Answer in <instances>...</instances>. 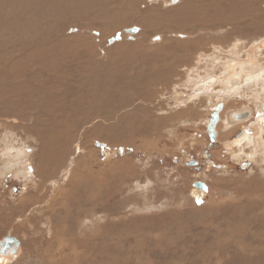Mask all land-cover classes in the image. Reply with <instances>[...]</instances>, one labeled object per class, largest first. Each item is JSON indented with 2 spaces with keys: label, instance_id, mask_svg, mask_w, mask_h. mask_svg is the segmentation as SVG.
I'll list each match as a JSON object with an SVG mask.
<instances>
[{
  "label": "rangeland",
  "instance_id": "rangeland-1",
  "mask_svg": "<svg viewBox=\"0 0 264 264\" xmlns=\"http://www.w3.org/2000/svg\"><path fill=\"white\" fill-rule=\"evenodd\" d=\"M183 1L174 5L171 3L164 4L161 0H136V5L132 7L131 11L137 14L138 18L125 22L117 21L113 25L112 30L108 32H104L98 25L89 23L81 24L76 21H66L62 26L58 24L55 27L57 30L54 28L51 32L55 38L63 40L64 46L61 49L67 52L66 54L64 51L63 53L58 52L59 56L56 55V58L60 61L59 66L58 64H53L36 67L35 64L29 62L27 66H30V71L28 70L27 76L32 81L31 87H28L26 81L22 80V76L17 72V64L11 65L10 59L16 56L15 60L18 59V62H20L21 58L18 55L24 54L29 56L28 58H31V55H34L33 51L29 49L20 51L18 48H14L12 44L8 43L7 36L3 30L1 31L0 62L10 64L3 68L1 66L2 63H0V104L2 105L0 107V239L10 234L16 236L20 244L17 250L9 256L0 254V256H6L5 258L0 257V264H112V262L113 264H246L247 261V264H254L251 262L255 261V257L253 259L252 257H245L238 260L236 258L238 249L236 250V248L230 247V245L225 246V243L217 241L215 238L229 236V230L228 232L226 231L228 229L226 228V222H228V225L235 223L240 212L237 211L241 208L246 209L251 218L252 223L251 221L247 223L248 226L251 225L247 232L250 233L251 228L254 226L252 229L256 233L255 244H257L259 237H264L262 235L264 228L260 229L259 225L264 224V220L263 222L260 221L262 218L259 217H256L259 219L255 220L257 214H264L261 211L256 212L258 209L255 210V203H260L264 206V187L262 186L264 185V120L262 122L259 121L257 114H253L249 118L247 116L244 118L238 116L239 119L235 120H242L243 122L236 121L241 123L233 126L229 124L230 122L227 123L228 121L221 120L219 125H217L219 132H217L218 134L215 137V145L210 147L211 163L214 162V164L211 166L207 162L206 166L202 165L201 169L195 172L196 164H191L185 156L200 160L201 157L203 158L202 155H205L204 148L209 145L207 129L205 127V123L208 120L194 121L190 114L186 117V120L183 118L184 113H187L189 109L186 106L190 105L188 102H185L187 101V96L185 101L178 102L171 106V108H167L168 106L166 105H164L165 107L161 106L162 109L158 105H155V100L159 103L157 99L153 100L151 97H139L135 99L139 100V102L144 101L142 104L147 109L144 118L152 119V117H156L157 115L162 117L160 112L164 111L165 108L166 112L163 114V120L159 121L158 124L154 123L152 127L146 128L147 130L134 133L136 137L133 142L115 141L104 133L107 130L102 134L92 132V125L101 124L107 126L111 124L109 120L108 122L101 115L91 116L87 120L83 119L77 122L74 121V113H71L72 109L70 107H68L69 116L65 115L69 119L65 118L64 120V115L59 113L67 108L66 103H70V98L62 91L65 89L63 88L65 85L61 87L56 77L53 79L54 74L59 75L58 77L63 76V78L74 79L76 76H79L74 71L90 72L91 68L96 66L95 71L98 69L96 72L103 73L104 78L111 73L110 71L114 70V68L111 70V65L114 64L112 61L117 62V56L121 57L123 49H120V46H118L119 48L117 47L120 49V52L117 51L116 55L113 52L116 50L115 46L118 43L135 45L136 42H139L138 45L145 44L143 46L150 49L167 41V39L170 41H187L189 37L194 35L213 33L215 38H218L219 35H224L221 37L224 38L225 34H229V44L234 49V45H239L237 43H240L242 39H248V36L253 37L252 34H255V53L262 50L260 47L264 45V28H261V24L264 23V0H255L254 6L253 4L250 5L251 8L249 6L243 8V6L238 4L240 8H237L231 2H228L229 8L221 7L216 3L211 4L213 1L218 2V0H212L209 1L210 8L204 9L197 5L191 8L192 12H195L194 14H199V17H202L201 19H193L194 22L187 23L183 27L166 24L169 21L168 18L171 16V11H174L173 9L180 7L179 11L181 13L186 11V8L182 7V5L180 6ZM4 4L6 6L7 4L12 7L15 6L10 1L3 2ZM112 4L109 3L108 7L112 8L115 6H112ZM146 9L155 10V18L152 17L150 19L152 23L162 21L164 25L161 24L162 26L160 25L156 29L152 28L153 30L147 28L143 19L139 17V15L147 11ZM164 10H166V14ZM239 10L244 15L247 14V19L254 16L251 18L252 23L243 20L245 25H234L236 22L239 23L234 17L240 15L233 13ZM97 12L102 16L100 10L97 9L95 13ZM257 17L259 18L257 19ZM134 24L138 26V30L135 32L126 30L128 27L135 26L137 28ZM125 25L128 26L126 27ZM243 27L244 29H241ZM247 28L248 32H246ZM118 32L119 34H117ZM15 34L17 33H14V36ZM116 35H119V37H116ZM207 39L209 40V37ZM64 41L68 42L65 43ZM88 44L91 45L89 46ZM58 50L60 49L58 48ZM230 51V54L235 52L234 50ZM94 52L95 55L93 56L92 53ZM114 55L116 56L115 58ZM142 55H138L139 58L140 56L145 58L146 54ZM176 58L179 59L178 56ZM61 62L64 63L62 64ZM138 62L140 63L141 60L135 63ZM181 64L180 68L177 67V69H179V72L182 71V73H178L180 76L177 74L176 78H174V83L168 86V96L171 97L170 102L177 98L176 94L173 96V91L176 89L174 87L178 77L184 78L188 75L187 63ZM18 65L21 66V64ZM132 65L128 66V68L126 65V69L132 68ZM67 71L69 74H66ZM147 71L148 69L146 68L143 70L144 75H149ZM40 72L45 73L44 79H50L47 82L48 85L45 84L43 86L48 88L46 86L50 85V89L51 87L55 88V96L51 99L47 98L48 101L45 97L47 93L43 94V90L34 87L36 83L44 80L41 77H35V74L38 75ZM51 74L53 77L50 76ZM79 77L81 79L79 80L80 84H84L87 81L84 76L82 78L81 76ZM14 78L16 79L12 81ZM52 82L53 84H51ZM182 82L186 86L189 84L188 81H186L188 84L185 81ZM8 83H12V86L9 85L7 87ZM17 83H19V86ZM10 86H14L15 88L13 87L12 90ZM152 87L156 92L160 86L158 87V84L154 83ZM1 88L6 89L2 90ZM124 88L130 93V90L127 89V84L124 85ZM15 90H25V96L27 97H24L26 99L16 98L17 92ZM6 91H9L10 94ZM27 93L29 94L26 95ZM181 94L183 95L182 91ZM172 97L175 98L172 99ZM24 100L25 102H23ZM45 102L47 103L46 105ZM55 102L57 103L55 104ZM54 104L56 105V109L53 107ZM127 105V107H130V103H127ZM181 105L183 107L179 108ZM49 106L51 108H46ZM127 107L124 104L118 110L123 113ZM17 108H20V110ZM35 109L41 112L38 113ZM179 109H182L183 114L181 116L177 115L176 121L168 119V112L170 110L178 111ZM245 109L247 110V108ZM25 110H28V112ZM237 112L238 114L239 112L242 113L241 110H237ZM33 114L34 116H32ZM70 115H73V118H70ZM135 116L132 119V123L137 124L135 121L137 116ZM169 116L173 117L172 115ZM38 119L41 120V123ZM62 119L64 121L68 120L66 121L67 124L72 126V130H69L67 135L71 137L68 138L65 154L62 156L59 166L57 165V169L48 176L42 177L39 171L43 167L39 157L37 158L39 156L37 153L43 141L39 133L51 131V129L46 131L48 129V125L46 124L49 121L56 122V120H59L63 122ZM124 119L125 116H121L120 121L123 123ZM36 122L41 124L39 129H35L36 127L33 125ZM254 123L258 128V143L254 141L255 139L246 140L245 136L241 134L236 135V131L235 133L233 132L239 126H247ZM259 124L261 127H259ZM31 125L33 127H30ZM176 130L177 132H175ZM240 130L242 133L244 129L240 128ZM110 133L113 132L110 131ZM106 145L109 146V149ZM28 147L30 150H28ZM35 160L39 162L37 163ZM28 163L32 164L34 169L32 168L28 171L25 166ZM112 173L115 174V177H120L113 179ZM197 176L208 184L207 190L193 185V179ZM75 180H78L81 189L85 185L81 183L83 180H90L89 182L92 180L93 184L102 180L107 184L94 185L96 196L94 202L90 203L87 200L81 199L83 197L82 190L81 192H76L77 189H74L73 184ZM80 180L82 181L80 182ZM258 180L263 181V183H260L261 181L258 182ZM72 190L75 193L73 192L72 194ZM65 194L70 197L67 203L69 209L65 206L66 202L62 198ZM23 197L26 200L24 202L20 201L17 206L15 201L21 200ZM74 198H80V201H76L77 199L73 200ZM251 199L255 201L252 202ZM80 203H82V208L84 207L81 210L77 208ZM250 203L251 205H249ZM85 207L90 209L87 210ZM256 224L259 226L258 229ZM63 228H66L67 232ZM54 232L56 234L59 232L58 236ZM248 235L250 236V234ZM248 235H245V237H249ZM60 236L65 240L62 242V246H60L61 242L57 239ZM249 238L251 239V237ZM69 239L73 240L76 244L71 243ZM48 244L51 246L49 247ZM259 245H263V242H260Z\"/></svg>",
  "mask_w": 264,
  "mask_h": 264
},
{
  "label": "bare ground",
  "instance_id": "bare-ground-1",
  "mask_svg": "<svg viewBox=\"0 0 264 264\" xmlns=\"http://www.w3.org/2000/svg\"><path fill=\"white\" fill-rule=\"evenodd\" d=\"M6 1H10V3L12 2L13 4H15L14 7L9 6L7 4V6L3 5V2L6 3ZM136 0H0V33L3 30V32L6 34L7 36V40L8 43L14 46V48H18L20 51L23 50H27L29 49L30 51H33L34 55H31V58H28L29 56L27 55H18L19 58H21V61L18 62V59H16V56L11 57L10 62L11 65L13 64H17V72L19 73L20 76H22V80L27 83L28 87H31L32 85V81H30L31 79L27 76V72L30 68V66H27L29 64V62L31 64H35L36 67H44V66H48V65H53V64H58V66L60 65V61L56 58V55L59 56L58 52H62L64 50L61 49V47L63 48V40H61L60 38H55L52 34V30L59 24V26H62V24L66 21H76L79 22L81 24H95L98 25L99 27L102 28V30L104 32H108L109 30H112L113 25L116 24L117 21H121V22H125V21H129L130 19H135L138 18L137 14L133 13L131 11L132 7H134L136 5ZM152 1V0H151ZM164 2V4H174L175 3H179L182 0H161ZM209 1L212 0H184L180 6L182 5V7L186 8V11L181 13V11H179L180 7H177L175 9H173L174 11H171L172 13L170 14L171 16L168 18L169 21L166 24H169L172 26H177V27H183L185 25H187V23L189 24L190 22H194L193 19H201L199 17V14H194L195 12H192L191 8L194 6H198L200 8H204L207 9L210 5ZM227 2V3H226ZM228 2L233 3L234 5L237 6V8H240L238 5L243 6L244 7H250V5L255 4V0H218L217 1H213V3L211 2V4H219V6H224L226 8H229L228 6ZM109 3H113L112 8L108 7ZM118 3V4H117ZM230 3V4H231ZM12 4V5H13ZM238 4V5H237ZM11 5V4H10ZM158 6V5H157ZM231 6V5H230ZM174 7V6H173ZM218 7V6H217ZM235 7V6H234ZM136 8V7H135ZM210 8V7H209ZM100 10L101 15L97 12L95 13L96 10ZM138 9V8H137ZM257 9V8H256ZM147 11H145L142 15H139V17H141V19H143L144 24L147 26V28H151V30L156 29L157 27H160V25H164V23L162 21H158V23H152L151 22V18H155V10L153 9H146ZM162 10V9H161ZM216 10V9H215ZM233 10V9H232ZM237 10V9H236ZM165 14H166V10ZM163 12V10H162ZM137 13V12H136ZM164 13V12H163ZM168 13V12H167ZM170 13V12H169ZM228 13V12H227ZM255 13V12H254ZM159 14V13H158ZM165 14H161V15H165ZM209 14V13H208ZM217 14V13H216ZM235 15L239 14L240 16H236L234 17L236 19V21H238L239 23H235L234 25H239V24H244L243 20L249 23H252V19L253 17H249V19H247V14L244 15L242 13V11H236V13H233ZM242 15V16H241ZM244 15V16H243ZM262 15V14H261ZM264 15V14H263ZM162 16V17H163ZM167 16V15H166ZM230 16V15H229ZM251 16V15H250ZM102 17V18H101ZM215 17V16H214ZM225 17V16H224ZM262 17V16H261ZM161 18V17H160ZM159 18V19H160ZM212 18V17H211ZM218 18V17H217ZM259 17H257L258 19ZM140 19V18H139ZM166 19V18H164ZM206 19V18H205ZM220 19V18H219ZM255 19V18H254ZM263 19V17H262ZM261 19V20H262ZM234 20V19H232ZM260 20V19H259ZM133 21V20H132ZM141 21V20H140ZM139 21V22H140ZM156 21V20H155ZM167 21V20H166ZM205 21V20H204ZM213 21V20H212ZM201 22V21H199ZM264 22V20H263ZM73 23V22H72ZM256 23V21H255ZM199 24V23H198ZM201 24V23H200ZM213 24V23H212ZM254 24V23H253ZM133 25V23H132ZM131 25V26H132ZM136 25V24H134ZM140 25V24H139ZM161 25V26H162ZM233 25V24H232ZM245 25V24H244ZM84 26V25H83ZM82 26V27H83ZM94 26V25H93ZM92 26V27H93ZM126 27L128 25H125ZM137 26V25H136ZM166 26V25H165ZM249 26V25H247ZM245 26V27H247ZM258 26V25H257ZM90 27V26H89ZM98 27V28H99ZM260 27V26H259ZM88 28V27H87ZM125 28V27H124ZM146 28V27H144ZM153 28V29H152ZM165 28V27H164ZM252 28V26H251ZM261 28H264V23L261 24ZM56 29V28H55ZM241 29H244L241 28ZM57 30V29H56ZM120 30V29H119ZM124 30V29H123ZM136 30H138V26L136 28ZM163 30V27H162ZM101 31V32H103ZM156 31V30H155ZM168 31V30H167ZM71 32V31H70ZM89 32V31H88ZM121 33V31H119ZM119 32L117 34H119ZM147 32V31H146ZM157 32V31H156ZM169 32V31H168ZM223 32V31H222ZM236 32V31H235ZM246 32H248V28L246 30ZM258 32H262V31H258ZM14 33L15 34L14 36ZM167 33V32H166ZM178 33V32H177ZM210 33V32H209ZM228 33V32H227ZM237 33V32H236ZM138 34V33H137ZM198 34V33H197ZM257 34V33H256ZM57 35V34H56ZM221 35H219L220 37ZM224 36V35H222ZM221 36V37H222ZM241 36V35H240ZM116 37H119V35ZM207 37H209V39L211 40L209 42V40L207 39ZM226 37H229V34H225L224 38H220V39H225ZM70 38V37H69ZM147 38V37H146ZM217 39V38H216ZM219 39V40H220ZM229 39V38H228ZM70 40V39H69ZM79 40V39H77ZM98 40V39H97ZM122 40V39H121ZM187 40V39H186ZM261 40V39H260ZM119 41V40H118ZM218 41V40H216ZM215 35L213 33H210L208 35L201 33L199 35H194L189 37V39L187 41H183V40H168L164 41L154 47H149L150 49H147L145 46V44H141L138 45V43L136 42L135 45L133 44H123V43H118L115 48L116 50L113 51L115 53V55L118 53L117 51H119L120 49H123V51H121V57L117 56V62L112 61L114 64L111 65L112 69L114 68L113 71H110L109 75L103 78V73L100 72H96V66H93V68H91L90 72H75L74 73L76 75L81 76V78L84 76V78L87 80L86 82H84V84H80V77L76 76L74 79L73 78H63V76L58 77L56 74H54L55 76L53 77L52 74L50 75L51 77H53V79H55L58 81L59 86L63 87L65 85L64 93H66L68 95V98H70V103H66L67 108L64 111H60L59 113L61 115H64L63 119L65 120V118L67 119L68 117H66L67 115L69 116L70 113H68V107H70L72 110L71 113H74V121H81V120H87V118L91 117V116H96V115H101L102 118H105L107 121L109 120L111 122V124L109 125H92L91 131L95 132L96 134L99 132L100 134H102L104 131L105 134H107L110 138H112L115 141H124V142H133L135 139V135L134 133L136 132H141L144 130H147L150 126L152 127V124L154 125V123L158 124V122L161 120H163V116L161 117L160 115H157L156 117H152V119H148V118H144L145 113H147V109L144 108L143 102H139V100H135L139 97H146V98H153V100L157 99L159 101V103L155 102V105H158L161 108V106L163 105L162 102H164V98L166 93L168 92V86L171 85V83H174V78H176L175 76L178 73H182V71H178L179 69H177V67H179L180 65H182L181 63H187V67H188V72L190 74L191 71H194L195 68H197V66L193 63L192 66H189L191 63V59L192 56L194 54H199V52H201L200 50L204 49V45L209 43L212 46L215 44ZM226 40H223V42ZM65 42V41H64ZM68 42V41H66ZM65 42V43H66ZM75 42V41H73ZM82 42V41H81ZM236 42V41H235ZM234 42V43H235ZM71 43V42H69ZM79 43V42H78ZM156 43V42H155ZM218 43V42H217ZM233 43V44H234ZM237 43V42H236ZM1 44V43H0ZM80 44V43H79ZM85 44V43H84ZM93 44V42H92ZM238 44V43H237ZM70 45V44H69ZM89 45V44H88ZM87 45V46H88ZM91 45V44H90ZM89 45V46H90ZM218 45V44H217ZM20 46V47H19ZM73 46V45H72ZM75 46H77L75 44ZM85 46V45H84ZM93 46V45H92ZM120 46V49H118ZM149 46V45H148ZM216 45H214L215 47ZM223 46V45H222ZM238 46V45H237ZM67 47V46H66ZM118 47V48H117ZM145 47V48H144ZM211 47V46H210ZM218 47V46H217ZM221 47V46H220ZM227 47V46H226ZM57 48V49H56ZM58 48L61 50H58ZM71 48V47H70ZM90 48V47H89ZM110 48V47H109ZM131 48V49H130ZM54 49V50H53ZM77 49V48H75ZM85 49V48H84ZM83 49V50H84ZM87 49V48H86ZM147 49V50H145ZM223 49V47H222ZM225 49V48H224ZM128 50V51H127ZM229 50V49H228ZM80 51V50H79ZM91 51V49H90ZM89 51V52H90ZM109 51V50H108ZM204 51V50H203ZM263 51V50H262ZM65 52V51H64ZM67 52V51H66ZM65 52V54H66ZM85 52V51H84ZM120 52V51H119ZM208 52V50H207ZM82 53V52H79ZM22 54V53H21ZM68 54V53H67ZM76 54V53H75ZM86 54V53H85ZM93 56L95 55V52L92 53ZM98 54V53H97ZM120 54V53H119ZM142 54H146L145 58L141 57L143 56ZM149 54V55H147ZM261 54V53H260ZM3 55V54H2ZM69 55V54H68ZM79 55V54H78ZM109 55V54H108ZM114 55V58L116 57ZM138 55H141L140 58ZM205 55V54H204ZM263 55V54H262ZM74 56V54H73ZM76 56V55H75ZM92 56V58H93ZM138 56V57H137ZM179 57L176 58V57ZM1 57V56H0ZM62 57V56H60ZM64 57V56H63ZM68 57V56H67ZM96 58V57H95ZM207 58V57H206ZM67 60V58H65ZM71 59V58H70ZM90 59V58H89ZM94 59V58H93ZM111 59V58H109ZM227 59V57H226ZM230 59V58H228ZM234 59V58H233ZM64 60V59H63ZM74 60V59H73ZM87 60V59H86ZM138 60H141V62L139 63H135ZM1 61V59H0ZM92 61V60H91ZM90 61V62H91ZM194 61V60H193ZM198 61V60H197ZM231 61V62H230ZM230 61L228 60L225 65L226 68H228L227 70H231L230 68H232L233 66H235V64L232 61V59H230ZM84 62V61H82ZM111 63V61H109ZM192 62V61H191ZM2 63V62H0ZM62 63V62H61ZM64 63V62H63ZM62 63V64H63ZM69 63V62H68ZM106 63V62H104ZM134 63V64H133ZM190 63V64H188ZM10 64V63H8ZM8 64L2 63L1 66L6 67L8 66ZM18 64H21V66H19ZM70 64V63H69ZM86 64V63H85ZM133 64V65H132ZM200 64V63H199ZM208 64V63H207ZM233 64V65H232ZM105 65V64H104ZM126 65L127 68L128 66L132 65V68L129 67V69H126ZM185 65V64H184ZM194 65V66H193ZM64 66V65H63ZM84 66V65H83ZM98 66V64H97ZM57 67V66H56ZM67 67V66H66ZM78 67V66H77ZM76 67V68H77ZM101 67V66H99ZM110 67V68H111ZM200 67V66H199ZM238 67V66H237ZM240 67V66H239ZM255 67V66H254ZM105 68V66H104ZM148 69L147 74L149 75H144L143 70L144 69ZM180 68V67H179ZM185 68V67H184ZM256 68V67H255ZM53 69V68H52ZM71 69V68H70ZM107 69V68H106ZM235 69V68H234ZM41 70V69H39ZM62 71H65L63 69H61ZM69 70V69H67ZM130 70V71H129ZM183 70V69H182ZM225 70V72L227 71ZM262 70V69H261ZM30 71V70H29ZM79 71V70H78ZM86 71V70H85ZM89 71V69H88ZM104 71V70H103ZM187 71V70H186ZM49 72V71H48ZM60 73V71H58ZM146 72V71H145ZM207 72V71H206ZM65 73V72H64ZM180 73V74H181ZM221 73V72H220ZM232 73V72H231ZM236 73V72H235ZM47 74V73H46ZM58 74V73H57ZM61 74V73H60ZM66 74H69L68 71ZM188 74V75H189ZM234 74V73H233ZM239 74V73H238ZM237 74V75H238ZM248 74V73H247ZM17 76V74H15ZM74 75V74H73ZM179 75V74H178ZM187 75V74H186ZM186 76L184 78L181 77L180 80L182 81H188V77ZM193 75V74H191ZM195 75V74H194ZM49 76V75H48ZM88 76V77H86ZM180 76V75H179ZM182 76V75H181ZM225 76V74H224ZM228 76V75H227ZM252 76V75H251ZM35 77H41V79L45 78V73H38V75L35 74ZM30 80H29V79ZM180 77H178L179 79ZM222 78V77H221ZM229 78V77H227ZM226 78V80H227ZM16 78L12 79L15 80ZM194 79V78H193ZM235 79V78H234ZM50 79L46 78L44 80H42L39 83H36V85L34 86L36 89L39 90H43V94H45L46 99L47 98H52L53 96H55L54 94V90L55 88L51 87L50 89V85L46 86L48 88H45V84H47V82ZM196 80V79H195ZM233 80V79H232ZM238 80V79H237ZM243 80V79H242ZM247 80V79H246ZM1 81V80H0ZM221 81H224L223 79ZM228 82V81H227ZM260 82V81H259ZM1 83V82H0ZM13 83V82H12ZM11 83V84H12ZM25 83V84H26ZM50 83V82H49ZM158 84L159 90H155L153 89V85ZM187 83V82H186ZM220 83V82H219ZM234 83V82H232ZM263 83V82H262ZM10 83L7 84V87H9V85H11ZM19 86V83H17ZM53 84V82L51 83ZM127 84V89L130 90V93L124 88V85ZM188 84V83H187ZM208 84V82H207ZM210 84V83H209ZM223 84H225L223 82ZM229 83H227L226 85H228ZM238 84V83H237ZM236 84V85H237ZM250 84V83H249ZM16 85V84H14ZM44 85V86H43ZM48 85V84H47ZM179 85V81L175 83V87L176 88L173 91V96L177 93L181 94V90L180 88H178ZM191 85V84H190ZM12 86V85H11ZM10 86V87H11ZM53 86V85H52ZM157 86V85H156ZM155 86V87H156ZM186 86V84H185ZM224 86V85H223ZM229 86V85H228ZM253 86V85H252ZM2 87V86H1ZM6 87V86H5ZM14 87V86H13ZM11 87V89L13 88ZM151 87V88H150ZM199 87V86H198ZM197 87V88H198ZM210 87V86H209ZM15 88V87H14ZM21 88V87H20ZM202 88V87H201ZM216 88V87H215ZM230 88V87H229ZM235 88V86H234ZM238 88V87H237ZM2 89V88H1ZM6 88H3L2 90H4ZM9 89V88H7ZM126 92H125V90ZM203 89V88H202ZM13 90V89H12ZM11 90V91H12ZM201 90V89H200ZM16 91V90H15ZM57 91V90H56ZM196 91V90H195ZM199 91V90H198ZM7 92V91H6ZM16 98L19 99H23L27 96H25V90H17L16 91ZM187 92V91H186ZM185 92V93H186ZM197 92V91H196ZM232 92V91H229ZM9 93V91L7 92ZM34 93V92H33ZM63 93V94H64ZM152 93V94H151ZM189 93V92H188ZM199 93V92H198ZM10 94V93H9ZM13 94V92H12ZM29 93H27L26 95H28ZM41 94V93H40ZM65 94V95H66ZM35 95V94H34ZM33 95V96H34ZM66 95V96H67ZM169 95V94H168ZM182 95V94H181ZM190 95V94H189ZM231 96V94H229ZM9 96V95H8ZM5 96V97H8ZM12 96V95H11ZM25 96V97H24ZM31 96V95H30ZM37 96V95H36ZM188 97V95H182L179 96L177 95L175 99L172 100V102H166V106H168L167 108H171V106L177 104L178 102L181 101H185V99ZM194 96V95H193ZM203 96V95H202ZM228 96V95H227ZM42 97V95H41ZM254 97V96H253ZM12 98V97H11ZM57 98V97H55ZM189 98V97H188ZM2 99V96H1ZM9 99V98H8ZM5 99V100H8ZM26 99V98H25ZM31 99V98H30ZM54 99V98H53ZM166 99V98H165ZM12 100V99H11ZM33 100V99H32ZM55 100V99H54ZM135 100V101H133ZM180 100V101H179ZM2 101V100H1ZM38 101V100H37ZM48 101V99H47ZM58 101V100H57ZM64 101V99H63ZM220 101V100H219ZM5 102V101H4ZM9 102V101H8ZM25 102V100L23 101ZM33 102V101H32ZM43 103V101H41ZM53 102V101H52ZM153 102V103H154ZM186 102V101H185ZM253 102V101H252ZM1 103V102H0ZM28 103V102H27ZM34 103V102H33ZM32 103V104H33ZM39 103V102H38ZM37 103V104H38ZM57 102H55L56 104ZM127 103H130V107H127ZM224 103V102H223ZM235 103V102H234ZM254 103V102H253ZM6 104V102H5ZM9 104V103H7ZM17 105V103H15ZM29 104V103H28ZM47 103L45 102V105ZM52 104V103H51ZM54 104V108L56 107V105ZM59 104V102H58ZM57 104V105H58ZM124 104H126V109L128 110H124L123 113L119 112L120 110H118V108L123 107ZM146 104V103H145ZM152 104V103H151ZM222 104V103H221ZM1 105V104H0ZM39 105V104H38ZM71 105V106H70ZM165 105V104H164ZM256 105V111L255 114H257V119L259 121H263L264 120V100L260 101V102H255ZM27 106V105H26ZM31 106V105H30ZM34 106V105H33ZM152 106V105H150ZM157 106V107H158ZM193 106V105H192ZM213 106V105H212ZM221 106V105H220ZM2 107V105L0 106ZM4 107V106H3ZM28 107V106H27ZM40 107V106H39ZM156 107V108H157ZM165 107V106H164ZM227 107V105H226ZM230 107V105H229ZM16 108V107H15ZM24 108V106H23ZM46 108H51V106L46 107ZM57 108H59L57 106ZM116 108V110H115ZM186 108V107H185ZM193 108V107H191ZM215 108V107H214ZM247 108V110L245 109ZM8 109V107H7ZM6 109V110H7ZM13 109V108H12ZM18 109V108H17ZM31 109V108H30ZM56 109V108H55ZM159 109V108H158ZM159 109V110H160ZM166 109V108H165ZM164 109V111H165ZM216 109H219L218 107ZM14 110V109H13ZM20 110V108L18 109ZM37 110V109H35ZM34 110V111H35ZM180 110V111H179ZM178 111L176 110H170L171 113H168L169 115L172 116H181L183 114L182 109H179ZM237 110H241L242 113L237 112ZM252 110L254 111V109L249 108L248 106H245L244 108H234L231 112L234 115H230L231 116V120L235 121V119H239L240 118H244L245 116H247L248 118L251 117L253 115L254 112H252ZM22 111V110H21ZM26 111V110H25ZM38 111V110H37ZM8 112V111H7ZM6 112V113H7ZM23 112V111H22ZM28 112V110L26 111ZM41 111H38V113ZM65 112V113H64ZM24 113V112H23ZM37 113V112H36ZM47 113V112H46ZM45 113V114H46ZM58 113V112H57ZM221 113L222 111L219 112V116L218 118H221ZM247 113V114H246ZM30 114V113H29ZM50 114V113H49ZM157 114V113H156ZM246 114V115H245ZM44 115V114H43ZM66 115V116H65ZM137 117H136V116ZM152 115V114H151ZM155 115V114H154ZM245 115V116H243ZM28 116V115H27ZM31 116V115H30ZM34 116V114L32 115ZM71 116V115H70ZM73 116V115H72ZM70 118H73V117ZM121 116H125V121L123 120L120 121ZM136 117L135 121L137 124L132 123V119L133 117ZM153 116V115H152ZM227 116V115H226ZM239 116V117H238ZM40 117V116H39ZM47 117V116H46ZM254 117V116H253ZM43 118V117H42ZM124 118V117H123ZM182 118V117H181ZM224 118V117H223ZM41 119V118H40ZM38 119V120H40ZM62 119V120H63ZM69 119V118H68ZM166 119V117H165ZM224 119H226V121H228L227 123H229V119L228 117H225ZM59 121L56 120V122H51L49 121V123H47L46 125H48V129H46V131L48 132H41L39 133V135L42 138V145L38 151V155L37 158L39 157V160L41 162L42 165V169L41 171H39V174L41 173L42 177L48 176L49 174H51L52 172H54L57 169V165L59 166V163L62 159L63 154H65L66 151V147L68 144V131L72 130V126L70 127L66 121ZM167 120V119H166ZM210 120V119H209ZM208 120V121H209ZM245 120V119H244ZM43 121V120H42ZM72 121L73 124H75V122ZM108 121V122H109ZM165 121V120H164ZM172 121V120H171ZM176 121V120H175ZM207 121V123H208ZM223 121V120H222ZM237 121V120H236ZM255 121V120H254ZM258 121V122H259ZM41 123V120L39 121ZM102 122V120H101ZM152 122V123H151ZM163 122V121H162ZM257 122V121H255ZM105 123V122H103ZM167 123V122H165ZM164 123V124H165ZM206 123V124H207ZM219 123V119H217L216 123H215V130H216V134L217 135V125ZM231 123V122H230ZM260 123V122H259ZM108 124V123H107ZM155 124V125H156ZM161 124V123H160ZM163 124V123H162ZM224 124V123H223ZM36 128L35 129H39V126L41 124H39L38 122H36L35 124H33ZM233 125V124H232ZM231 125V126H232ZM235 125V124H234ZM256 124H251V125H247V131H245L246 129H244L242 131V133H240L242 136H245L246 140L247 139H255L254 141L257 142L258 140V133L257 130L258 128L255 126ZM260 125V124H259ZM10 126V125H9ZM44 126V125H43ZM61 126V127H60ZM258 126V124H257ZM30 127H33L32 125ZM225 127H229V126H225ZM246 127V126H244ZM261 127V125L259 126ZM147 128V129H146ZM33 129V128H32ZM44 130V129H43ZM264 130V129H263ZM39 131V130H38ZM41 131V130H40ZM110 131H112L113 133H110ZM257 133V134H256ZM88 134V133H87ZM245 134V135H244ZM87 136V135H86ZM241 136V137H242ZM216 137V136H215ZM262 137V136H261ZM36 139V138H35ZM263 139V138H262ZM264 140V139H263ZM223 141V140H222ZM227 141V140H226ZM243 141V140H242ZM112 142V141H111ZM142 143V142H141ZM242 143V142H241ZM258 143V142H257ZM263 143V142H262ZM71 145V144H70ZM40 146V145H39ZM259 146V145H258ZM261 146V144H260ZM106 147L109 149V146L106 145ZM134 147V146H133ZM28 151V150H27ZM70 151V150H69ZM91 153V152H90ZM22 157V156H21ZM26 157V156H25ZM37 160V159H36ZM35 160V161H36ZM65 161V158H64ZM37 163L39 161H36ZM83 162V160H82ZM85 162V160H84ZM90 162V161H89ZM17 163V162H16ZM80 164V163H79ZM83 164V163H82ZM32 166V168L34 169V166L32 164H30ZM35 165V164H34ZM81 165V164H80ZM26 169L29 171V166L28 164L25 165ZM9 168V167H8ZM31 168V169H32ZM41 168V167H40ZM76 168V167H75ZM19 169V168H18ZM25 169V170H26ZM26 170V171H27ZM24 171V170H23ZM21 172V171H20ZM25 173V172H22ZM34 173V172H33ZM73 173V172H72ZM108 173V172H107ZM29 174V173H28ZM113 174V175H112ZM111 175L114 176L113 179L119 178L120 176H116L115 174L112 173ZM128 174V173H127ZM125 174V175H127ZM133 174V173H132ZM18 175V174H17ZM27 176V174H25ZM31 175V174H30ZM40 175V176H41ZM24 176V175H23ZM65 176V175H64ZM39 177V175H38ZM40 177V178H42ZM85 178H87L85 176ZM78 179V178H77ZM260 179V178H259ZM264 179V177H263ZM262 179V180H263ZM82 180H80L81 182ZM84 181V182H83ZM81 183H84L83 188L81 189V185L79 184L78 180H75L73 186L75 187L74 189H77L76 192L81 190L83 191L82 195L83 197L81 199L83 200H87L90 203L94 202V198L96 196V193L94 192V185H102L106 182H103L102 180L99 181L98 183L95 182V184H93L92 180L91 182H89L90 180H83ZM108 181V180H107ZM111 181V180H110ZM257 181V180H256ZM261 180H258V182H260ZM246 182V181H245ZM260 183H263V181H261ZM258 183V184H260ZM107 184V183H106ZM117 184V183H116ZM257 184V183H256ZM254 185V184H253ZM259 186V185H258ZM264 187V185H262ZM102 187V186H101ZM113 187V186H111ZM261 187V186H260ZM105 188V187H104ZM68 189V188H65ZM64 189V190H65ZM107 189V187H106ZM115 189V188H114ZM66 191V190H65ZM105 191V190H104ZM256 191V190H255ZM62 192V191H61ZM73 190H72V194H73ZM106 192V191H105ZM75 193V192H74ZM101 193V192H100ZM99 193V194H100ZM110 193V192H109ZM61 194V193H60ZM80 194V193H79ZM69 195V194H68ZM75 196H77L75 194ZM258 196V195H257ZM26 197V195H25ZM25 197H23V199L21 200H17L15 201V203L18 206V203L24 202L26 199H24ZM56 198V197H55ZM64 198V201L66 202L65 206H67V208L69 209V206L67 205V203L70 200V197H68L66 194L62 197ZM73 198V195H72ZM71 198V199H72ZM255 198V197H254ZM261 198V197H260ZM77 198H74L73 200H76ZM101 199V198H100ZM259 199V197H258ZM256 199V200H258ZM80 201V198L77 199L76 201ZM102 200V199H101ZM264 200V199H263ZM86 201V202H87ZM252 201V199H251ZM255 201V200H254ZM252 201V202H254ZM73 202V201H72ZM257 202V201H256ZM264 202V201H263ZM63 203V202H62ZM262 203V202H261ZM64 204V203H63ZM74 204V203H72ZM78 204V203H77ZM88 204V203H87ZM90 205V204H88ZM251 205V203L249 204ZM254 205V204H253ZM84 206V205H83ZM231 206V205H230ZM91 207V205H90ZM235 207V206H234ZM233 207V208H234ZM66 208V207H65ZM66 208V210H67ZM77 208L79 210L83 209L82 208V203H80ZM86 208V207H85ZM117 208V207H116ZM213 208V207H212ZM76 209V208H75ZM87 209V208H86ZM90 209V208H88ZM87 209V210H88ZM258 209V210H256ZM255 210L257 211H261L264 212V206L261 205L260 203H255ZM77 211V210H76ZM101 211V210H100ZM240 211V212H239ZM210 212V211H208ZM239 212V217L237 218V220H235V223L233 224H229L227 223V227L228 228L226 231L230 232L229 236H225L222 238L216 237L215 239L217 241H220L222 243H225L224 245H230V247H234L236 248V250L238 249L239 251H237L238 253H236V258L238 260H241L243 258H250L255 257V261L251 262L254 264H264V237H257V244L255 241V230L251 228V232H247L249 231V225L247 223H249V221H251V218L249 217V214L247 213L246 209H238ZM252 212V211H251ZM68 213V212H67ZM72 213V212H71ZM77 213V212H76ZM81 213V212H80ZM213 213V212H212ZM119 214V213H118ZM72 215V214H71ZM66 216V214H65ZM74 216V215H73ZM204 216V215H203ZM263 216L264 214H257V216H255V220L262 218L263 222ZM79 217V216H78ZM85 217V216H84ZM206 217V216H205ZM259 217V218H256ZM66 219V218H65ZM253 220V219H252ZM82 221V220H81ZM128 221V220H127ZM259 221V222H260ZM155 222V221H154ZM254 222V221H253ZM125 223V222H124ZM136 223V222H135ZM134 223V224H135ZM252 223V221H251ZM250 223V224H251ZM256 223V222H254ZM80 224V223H79ZM129 225V224H128ZM147 225V224H146ZM257 225V224H256ZM260 225V229L264 228V224H259ZM123 226H127V225H123ZM130 226V225H129ZM133 226V225H132ZM143 226V225H142ZM149 226V225H148ZM258 226V225H257ZM62 227V226H60ZM121 227V226H120ZM165 227V226H164ZM151 228V227H150ZM259 228V226L257 227V229ZM64 229V228H63ZM62 229V230H63ZM66 229V228H65ZM64 229V231H65ZM131 229V228H130ZM134 229V228H133ZM69 230V229H68ZM118 230V229H117ZM122 230V229H121ZM222 230V229H221ZM220 230V231H221ZM55 231V230H54ZM60 231V230H58ZM57 232V231H56ZM61 232V231H60ZM67 232V229H66ZM69 232V231H68ZM127 232V231H126ZM226 232V233H227ZM55 233V232H54ZM85 233V232H84ZM219 233V232H218ZM56 234V233H55ZM59 232L56 234L58 236ZM62 234V233H61ZM80 234V233H79ZM94 234V233H93ZM128 234V233H127ZM137 234V233H136ZM220 234V233H219ZM250 234V236L248 235ZM63 235V234H62ZM73 235V234H72ZM245 235L251 237V239L249 237H245ZM262 235H264V232H262ZM261 235V236H262ZM76 236V235H75ZM133 236V235H132ZM168 236V235H167ZM52 237V236H51ZM55 237V236H54ZM71 237V236H70ZM87 237V236H85ZM169 237V236H168ZM68 238V237H67ZM72 238V237H71ZM212 238V237H211ZM59 240V242H61L60 246H62V242L65 241L62 239V237H58L57 238ZM127 239V238H126ZM171 239V238H170ZM214 239V238H213ZM250 239V240H248ZM56 240V239H55ZM71 240V239H69ZM135 240V238H134ZM139 240V239H138ZM68 241V239H67ZM66 241V242H67ZM76 241V240H75ZM119 241V240H118ZM151 241V240H150ZM56 242V241H55ZM71 243H75L73 240L70 241ZM127 242V241H126ZM137 242V241H136ZM263 242V245H259V243ZM69 243V242H68ZM116 243V242H115ZM76 244V243H75ZM174 244V243H173ZM49 245V244H48ZM58 245V244H57ZM51 245H49L50 247ZM172 246V245H171ZM170 246V247H171ZM48 247V248H49ZM54 247V246H53ZM127 247V246H126ZM56 248V247H55ZM53 249V248H52ZM74 249V248H73ZM228 249V248H227ZM57 250V249H56ZM224 251V249H222ZM59 251V250H58ZM57 251V252H58ZM66 251V250H65ZM117 251V250H116ZM240 252V253H239ZM112 253V252H111ZM115 253V252H113ZM50 254V252H49ZM48 254V255H49ZM125 254V253H124ZM239 254V255H238ZM114 255V254H113ZM52 256V255H50ZM111 256V255H110ZM117 256V255H116ZM5 258L6 256H0ZM54 257V256H53ZM122 257V256H119ZM125 257V256H124ZM138 257V256H137ZM222 257V256H221ZM123 258V257H122ZM140 258V256H139ZM46 259V258H45ZM51 259V258H50ZM117 259V258H116ZM236 259V260H237ZM258 259V260H257ZM49 260V259H48ZM64 260V259H63ZM62 260V261H63ZM248 260V259H247ZM54 261V260H53ZM125 261V260H124ZM143 261V260H142ZM234 261V260H233ZM49 262V261H48ZM52 262V261H51ZM128 262V261H125ZM124 262V263H125ZM140 262V261H139ZM245 262V261H244ZM152 263V262H151ZM239 263V262H238ZM248 263V261L246 262V264ZM250 263V262H249ZM113 264V262H112ZM240 264V263H239ZM245 264V263H244Z\"/></svg>",
  "mask_w": 264,
  "mask_h": 264
},
{
  "label": "crops",
  "instance_id": "crops-1",
  "mask_svg": "<svg viewBox=\"0 0 264 264\" xmlns=\"http://www.w3.org/2000/svg\"><path fill=\"white\" fill-rule=\"evenodd\" d=\"M252 35H253V37L248 36L247 37L248 39H245V40L242 39L241 42L238 43L239 44L238 46L234 45L235 46L234 49H232L230 47L231 45L229 44L228 37H226L225 39H220L222 36L221 35L217 39L215 38V41L218 40L214 44V45H216L215 47H214V45L213 46L211 45L212 43L211 44L207 43L203 46L204 51L200 50L201 52H199V54H194L192 56V59H191L192 62L190 61L191 64L190 63H188V64H190L189 66H192V64L194 63L197 66V68H195L194 71H191L190 74L188 72V74H189L188 75L189 76L188 77V83H189L188 86L183 85L182 80H180L181 78H179L176 81V82L179 81V88L182 91L183 96L187 93V95L189 97V98H187V101H186L190 104V105L186 106L189 109H188V112L184 113V116H183V118L185 120L189 114L192 115L191 118L194 121L195 120L201 121L203 119L209 120L214 112L217 111L218 116H219V112L221 110H223L221 113V118H218L219 122L221 120H226L224 118L228 117L229 122H231L229 124L234 125L237 123H241V122H236V120L232 121L230 119L231 118L230 115L232 114L231 111L234 108L240 109V108H244L245 106H248L249 108L254 109V111L252 110V112H254L253 114H255L256 109H255V105H253V104H255V102H260V101L264 100V51H262L264 49V45H262V47H260L262 50H260V51L258 50L259 52L255 53V34H252ZM223 40H226V41L223 42ZM210 41L211 40L209 39V42ZM222 47H223V49H222ZM215 48H217V49H215ZM207 50H208V52H207ZM230 50H232V51L234 50L235 52L233 54H230V52H231ZM226 57H227V59H226ZM230 57H232V59L234 58L232 60L234 63H236V62L237 63L235 64V66L230 68L231 70L229 71V70H227L225 63L228 60L230 61V59H228ZM225 70H227V71L225 72ZM191 74H193V75H191ZM224 74H225V76H224ZM227 77H229V78H227ZM226 78H227V80H226ZM222 79L224 81H221ZM207 82H208V84H207ZM223 82L225 84H223ZM232 82H234V83H232ZM227 83H229L228 84L229 86L226 85ZM234 86H235V88H234ZM229 91H232V92H229ZM168 94L169 93L167 92L165 97L163 96L164 102H162L163 103L162 107L164 106V104L166 105V102L169 103L171 100V97H169ZM229 94H231V96ZM177 95L181 96L180 93H177L176 96ZM173 98H175V97H172V99ZM210 99H211V103H210ZM182 104H184V103H182ZM226 105H227V107H226ZM229 105H230V107H229ZM184 106H185V104H184ZM182 107H183V105H181V107H179V108H182ZM191 107H193V108H191ZM217 107L219 109H216ZM165 112L166 111H161L160 113L163 116V114H165ZM168 113H171V111H169ZM239 113H241V112H239ZM168 117H169L168 119H173V120L177 119L175 116L171 117L168 115ZM237 121H242V120H237ZM218 125H219V123H218ZM205 127H206V123H205ZM240 128L246 129L245 131H247V126L246 127L239 126L236 129H234L233 132L235 133V131H236L235 134L239 135L238 133H239ZM216 129H217V132H219L218 126ZM226 130H228V129H226ZM178 131H179V129H178ZM175 132H177V130ZM197 178H200V177L197 176L194 179H197Z\"/></svg>",
  "mask_w": 264,
  "mask_h": 264
},
{
  "label": "water",
  "instance_id": "water-1",
  "mask_svg": "<svg viewBox=\"0 0 264 264\" xmlns=\"http://www.w3.org/2000/svg\"><path fill=\"white\" fill-rule=\"evenodd\" d=\"M126 30H128L129 32H135L136 27L135 26L131 28L128 27ZM217 119H218V112L216 111L212 114V117L206 124L207 133L211 141L215 140V136H216L215 135L216 134L215 123ZM28 150H30L29 147H28ZM28 166H29V169L31 170L32 166L29 163H28ZM193 185L198 188H203L204 190L208 189V184L203 180H195L193 181ZM19 244H20V241L16 236H13L10 234L4 236L2 239H0V254L1 255L5 254L7 256L11 255L13 252L17 250Z\"/></svg>",
  "mask_w": 264,
  "mask_h": 264
},
{
  "label": "flooded vegetation",
  "instance_id": "flooded-vegetation-1",
  "mask_svg": "<svg viewBox=\"0 0 264 264\" xmlns=\"http://www.w3.org/2000/svg\"><path fill=\"white\" fill-rule=\"evenodd\" d=\"M241 133V130H239V133L238 134H240ZM207 136H208V133H207ZM216 140V139H215ZM215 140L214 141H211L210 140V138H209V136H208V142H209V145H205L206 147L204 148L205 149V155H202L203 156V158L201 157L200 158V160L199 159H194L193 157H190V156H185V157H187L188 158V161L192 164H196V168H195V172L196 171H198V170H200L201 169V166L202 165H205L207 162H209V164L211 165V166H213V164H214V162H212L211 163V152H210V147L211 146H213V145H215ZM208 144V143H207ZM176 159V158H175ZM187 161V162H188ZM195 166V165H194ZM206 166V165H205ZM195 180H203V179H201V178H197V179H194L193 181H195ZM204 181V180H203Z\"/></svg>",
  "mask_w": 264,
  "mask_h": 264
}]
</instances>
